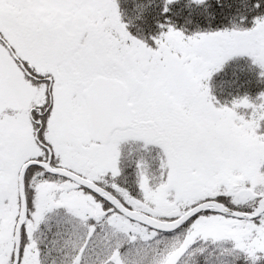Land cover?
I'll return each mask as SVG.
<instances>
[{"label":"snow or ice","instance_id":"6c2138e0","mask_svg":"<svg viewBox=\"0 0 264 264\" xmlns=\"http://www.w3.org/2000/svg\"><path fill=\"white\" fill-rule=\"evenodd\" d=\"M132 5L0 0V264H264V0Z\"/></svg>","mask_w":264,"mask_h":264},{"label":"trees","instance_id":"16d2710c","mask_svg":"<svg viewBox=\"0 0 264 264\" xmlns=\"http://www.w3.org/2000/svg\"><path fill=\"white\" fill-rule=\"evenodd\" d=\"M148 2L149 0H136L138 4H147ZM157 2L158 0H152L153 4ZM121 9L125 21H132L129 31L138 38L146 39L147 42L151 44V40L148 39V37L155 35L158 31L155 26L158 10L154 7L150 8L144 13L143 19L137 20L135 19L137 13L132 10V0H121ZM212 10L219 13L218 9ZM219 23H221V18L218 14L212 26L216 27ZM197 24L201 28H206L208 26L204 19L197 16L195 17V22L189 25L190 30H195ZM245 68H240L235 61H230L225 70L214 77L213 80L216 83V85H214L216 86L217 95L223 98V101H232L234 97L239 98L245 95L253 98L260 91H264V83L259 82L256 72L254 74L253 71V73L248 76L246 72H242Z\"/></svg>","mask_w":264,"mask_h":264},{"label":"rangeland","instance_id":"374dc122","mask_svg":"<svg viewBox=\"0 0 264 264\" xmlns=\"http://www.w3.org/2000/svg\"><path fill=\"white\" fill-rule=\"evenodd\" d=\"M232 61H235L236 62V64H238V67H246L242 72H246L247 74H248V76H250V74L251 73H253V71H254V74H255V72H256V76H257V70L256 69H254L253 67H251L250 66V61L247 59V58H236V59H234V60H232ZM255 76V75H254ZM258 77V76H257ZM214 79V78H213ZM212 84H213V93H214V95L217 97V99L221 102V104H225V103H228V104H230L231 103V101H223V98H221V97H219L218 95H217V90H216V83L214 82V80L212 81ZM215 84V85H214ZM261 92V91H260ZM259 92V93H260ZM259 93H257L256 95H255V97H253V98H251V99H255L256 97H257V95L259 94ZM236 97H234V99H235Z\"/></svg>","mask_w":264,"mask_h":264}]
</instances>
